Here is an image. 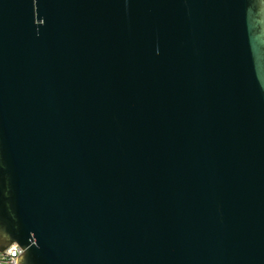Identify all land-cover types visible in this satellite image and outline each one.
<instances>
[{
	"label": "water",
	"instance_id": "water-1",
	"mask_svg": "<svg viewBox=\"0 0 264 264\" xmlns=\"http://www.w3.org/2000/svg\"><path fill=\"white\" fill-rule=\"evenodd\" d=\"M0 238L264 264V0H0Z\"/></svg>",
	"mask_w": 264,
	"mask_h": 264
},
{
	"label": "built area",
	"instance_id": "built-area-1",
	"mask_svg": "<svg viewBox=\"0 0 264 264\" xmlns=\"http://www.w3.org/2000/svg\"><path fill=\"white\" fill-rule=\"evenodd\" d=\"M22 250L14 243L0 250V264H16V259Z\"/></svg>",
	"mask_w": 264,
	"mask_h": 264
},
{
	"label": "flooded vegetation",
	"instance_id": "flooded-vegetation-1",
	"mask_svg": "<svg viewBox=\"0 0 264 264\" xmlns=\"http://www.w3.org/2000/svg\"><path fill=\"white\" fill-rule=\"evenodd\" d=\"M6 244H7V241L2 239V238H0V248L5 247Z\"/></svg>",
	"mask_w": 264,
	"mask_h": 264
},
{
	"label": "trees",
	"instance_id": "trees-1",
	"mask_svg": "<svg viewBox=\"0 0 264 264\" xmlns=\"http://www.w3.org/2000/svg\"><path fill=\"white\" fill-rule=\"evenodd\" d=\"M4 248H6V247L0 248V250H3Z\"/></svg>",
	"mask_w": 264,
	"mask_h": 264
}]
</instances>
